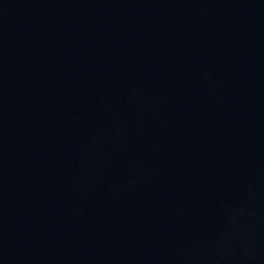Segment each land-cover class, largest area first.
Segmentation results:
<instances>
[{"label": "water", "instance_id": "water-1", "mask_svg": "<svg viewBox=\"0 0 264 264\" xmlns=\"http://www.w3.org/2000/svg\"><path fill=\"white\" fill-rule=\"evenodd\" d=\"M0 264H264V0H0Z\"/></svg>", "mask_w": 264, "mask_h": 264}]
</instances>
